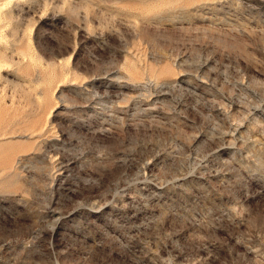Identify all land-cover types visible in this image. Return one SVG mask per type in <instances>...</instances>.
Listing matches in <instances>:
<instances>
[{
	"label": "rangeland",
	"instance_id": "obj_1",
	"mask_svg": "<svg viewBox=\"0 0 264 264\" xmlns=\"http://www.w3.org/2000/svg\"><path fill=\"white\" fill-rule=\"evenodd\" d=\"M0 264H264V0H0Z\"/></svg>",
	"mask_w": 264,
	"mask_h": 264
}]
</instances>
